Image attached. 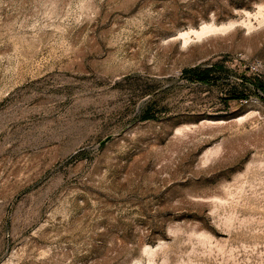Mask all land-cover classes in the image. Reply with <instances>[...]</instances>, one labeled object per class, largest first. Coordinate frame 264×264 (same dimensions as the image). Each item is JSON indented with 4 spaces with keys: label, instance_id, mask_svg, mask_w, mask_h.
<instances>
[{
    "label": "rangeland",
    "instance_id": "rangeland-1",
    "mask_svg": "<svg viewBox=\"0 0 264 264\" xmlns=\"http://www.w3.org/2000/svg\"><path fill=\"white\" fill-rule=\"evenodd\" d=\"M0 264H264V0H0Z\"/></svg>",
    "mask_w": 264,
    "mask_h": 264
},
{
    "label": "trees",
    "instance_id": "trees-1",
    "mask_svg": "<svg viewBox=\"0 0 264 264\" xmlns=\"http://www.w3.org/2000/svg\"><path fill=\"white\" fill-rule=\"evenodd\" d=\"M194 78L202 83H207L210 80L211 72L208 69L204 70H194L193 71Z\"/></svg>",
    "mask_w": 264,
    "mask_h": 264
},
{
    "label": "bare ground",
    "instance_id": "bare-ground-1",
    "mask_svg": "<svg viewBox=\"0 0 264 264\" xmlns=\"http://www.w3.org/2000/svg\"><path fill=\"white\" fill-rule=\"evenodd\" d=\"M204 28V27H203ZM205 29V28H204ZM203 29V30H204ZM206 29H207V27H206ZM209 29V28H208ZM212 30V29H211ZM210 31V30H209ZM204 32V31H203ZM195 33H198V32H195ZM200 33V32H199ZM199 33L197 34V35H199ZM205 33V32H204ZM184 35V34H183ZM186 35V34H185ZM202 35V34H201ZM200 37V36H199ZM185 41H186V39H185Z\"/></svg>",
    "mask_w": 264,
    "mask_h": 264
},
{
    "label": "built area",
    "instance_id": "built-area-1",
    "mask_svg": "<svg viewBox=\"0 0 264 264\" xmlns=\"http://www.w3.org/2000/svg\"><path fill=\"white\" fill-rule=\"evenodd\" d=\"M251 69L253 70V69H255V67L252 66Z\"/></svg>",
    "mask_w": 264,
    "mask_h": 264
}]
</instances>
